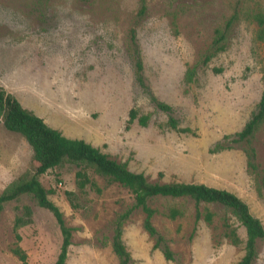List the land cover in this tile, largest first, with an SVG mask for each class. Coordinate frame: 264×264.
Instances as JSON below:
<instances>
[{"label":"rangeland","instance_id":"rangeland-1","mask_svg":"<svg viewBox=\"0 0 264 264\" xmlns=\"http://www.w3.org/2000/svg\"><path fill=\"white\" fill-rule=\"evenodd\" d=\"M258 14L264 15V0H0V86L64 136L85 140L149 183L204 184L235 194L264 227V123L250 141L255 174L247 169L248 145L211 152L224 136L242 130L264 89ZM132 29L146 90L134 74ZM216 30H225L226 48L204 65ZM195 65L188 82L186 72ZM149 93L173 109L178 129L188 131L171 129L169 114L154 106ZM131 109L137 118L127 128ZM141 116L149 117L146 126L139 124ZM31 158L25 139L0 120V194L32 171ZM77 170L64 164L39 177L73 229L66 263L118 264L112 223L133 197L91 169L86 172L100 192L90 186L80 191ZM65 192L73 193L75 209ZM149 205L174 259L153 248L144 214L135 210L122 233L135 264H238L243 256L245 230L222 207L170 198ZM171 207L182 215L168 219ZM196 208L213 213L211 224L195 222ZM17 219L23 224L15 232ZM224 219L236 228L237 246L224 237ZM61 241L54 217L31 196L4 205L0 264H53ZM15 247L26 254L25 263L13 254ZM253 264H264V238Z\"/></svg>","mask_w":264,"mask_h":264},{"label":"trees","instance_id":"trees-1","mask_svg":"<svg viewBox=\"0 0 264 264\" xmlns=\"http://www.w3.org/2000/svg\"><path fill=\"white\" fill-rule=\"evenodd\" d=\"M144 9V7H143ZM142 9V10H143ZM234 17L226 23L228 29L232 24ZM258 24V39H264V15L256 16ZM131 43L134 52V74L137 83L142 89L146 90V84L143 76V65L140 57L139 48L136 41L135 30H131ZM226 48L225 30H216L211 46L205 53L202 63L206 65L213 56L222 52ZM197 65L189 68L186 72L188 82L195 76ZM149 97L154 106L167 114L169 118L168 126L173 130L186 132V129H178L177 120L172 116L173 109L158 101L151 93ZM137 118V111L131 109L128 113L127 128ZM0 120L4 128L13 133L21 135L32 150L31 166L32 171H27L18 179L8 185L0 194V213L6 203L18 199L22 195L31 196L37 205L48 211L54 217L61 234V246L56 261L53 264H67V256L70 245L72 244L73 229L66 226L63 214L60 209L48 198L47 191L39 181V177L48 170L60 167L64 164L75 166L78 170L75 173L76 187L83 191L87 186L99 188L90 180L86 170L91 169L95 174L106 178L110 183H117L127 189L133 197V203L125 211L117 215L112 223L111 248L117 258L118 264H135L128 252L123 240V225L130 218L135 210H140L144 214L143 229L154 239L153 248L159 249L166 260L172 261L174 254L166 243V240L157 232L152 223L156 211L150 207L149 202L156 198L170 199H189L198 207L200 204L220 206L229 212L233 218L245 230L244 254L238 264H253L257 257V242L264 238V227L260 220L251 212L248 205L235 194L224 190L209 187L204 184L194 183H149L141 173H134L128 170L125 163L117 162L109 155L101 152L100 149L87 143L83 139L69 138L64 136L59 130L49 126L41 117L25 109L19 101L0 86ZM148 116H141L138 122L141 126H146ZM264 123V89L256 110L250 119L244 125L242 130L234 135H226L221 142H217L211 149L212 153H219L230 149V144H245L244 148L247 159V169L250 173L257 172L256 153L250 146V141ZM71 206L75 209L71 197L72 192H65ZM182 212L175 207H171L166 214L168 219L174 220L181 216ZM203 220L211 224L213 213L205 210L202 213L198 208L195 211V222ZM23 224L20 219L16 220L15 232ZM224 237L230 243L237 246L240 243L236 228L224 219ZM17 241L20 240L18 233H15ZM18 259L25 263L26 254L19 248L12 250Z\"/></svg>","mask_w":264,"mask_h":264}]
</instances>
